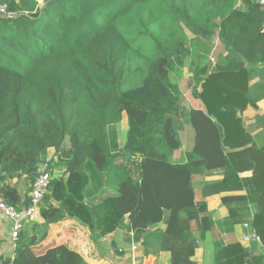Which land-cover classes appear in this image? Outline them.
Masks as SVG:
<instances>
[{
	"label": "trees",
	"instance_id": "16d2710c",
	"mask_svg": "<svg viewBox=\"0 0 264 264\" xmlns=\"http://www.w3.org/2000/svg\"><path fill=\"white\" fill-rule=\"evenodd\" d=\"M0 6L6 7L0 11V194L16 207L28 205L46 161L53 175L40 205L44 222L31 220L2 264H89L65 243L37 251L49 228L67 219L84 224L95 242L118 228L135 242L154 234L172 264H198L190 218L200 216L203 229L205 198L236 191L245 193L225 195L222 203L234 223L252 215L262 253L251 255L234 241L216 249L214 264H262L264 143H256L242 113L264 98L263 82L250 86L264 68L263 3L0 0ZM181 24L202 38L217 33L227 52L217 63H194L186 103L172 82L173 55L187 43ZM123 27L139 29L156 47L144 56L143 83L127 90L125 72L136 49ZM198 86L213 87L225 102L205 109ZM124 113L128 129L120 147L113 128ZM187 124L193 146L186 163H174ZM50 149L55 155L47 159ZM219 168L223 178L201 182L197 198L193 176ZM23 177V187L12 182Z\"/></svg>",
	"mask_w": 264,
	"mask_h": 264
},
{
	"label": "crops",
	"instance_id": "0c3cea01",
	"mask_svg": "<svg viewBox=\"0 0 264 264\" xmlns=\"http://www.w3.org/2000/svg\"><path fill=\"white\" fill-rule=\"evenodd\" d=\"M225 50V49H224ZM221 51L220 53H222ZM223 55H226V50ZM219 54H217L218 56ZM193 73L188 72V92L190 91L189 80ZM261 82L264 83V68H261L258 73L250 80V86L254 87ZM196 85V83H194ZM204 95V108L212 110L214 107L222 105L225 100L211 86H206L202 89L198 86ZM188 101V97H187ZM186 101V102H187ZM258 109L248 105L242 113L245 125L252 132L255 141L258 145L264 143V98L258 102ZM181 137L184 141V147L175 151L172 156V161L178 164L187 162V148L193 146L194 132L191 125L187 124L181 132ZM120 142V141H119ZM124 139L120 146L124 145ZM54 149L48 150L47 159ZM54 156V155H53ZM57 172H61L60 168H56ZM251 175V172L242 174ZM224 176V170L219 168L210 171L206 174H197L193 176L194 182L197 184V198H201V182H212L221 180ZM13 183L20 185L24 184L22 179H13ZM21 187V186H20ZM24 192V190H23ZM245 193V191L223 192L213 194L205 198L209 216L204 223L203 229L199 228V216L190 218L192 224V232L197 242L195 252V260L198 264H214V256L216 249L226 243L240 241L251 255L259 256L262 253V244L257 243V247L253 248L252 243L244 241V236L249 233V229L244 227V223L250 222L251 217H245L241 223H234L230 218L228 209L222 203V197L230 194ZM33 220L43 223L44 219L41 216L40 210L35 215ZM165 225H160L158 229H164ZM157 227L152 228L156 230ZM51 243H65L71 248L80 252L89 262V264H172V257L169 251L161 250V242L159 236L148 235L140 242H135L133 234L125 228H118L112 233L102 236L98 242H95L91 237L90 230L79 221L67 219L59 224L49 228V236L45 242H42L37 248V251ZM136 245V249L132 252L131 247ZM119 249H123L120 252ZM13 256V247L11 245L10 231L5 218L0 215V264L5 258ZM264 264V260L262 262Z\"/></svg>",
	"mask_w": 264,
	"mask_h": 264
},
{
	"label": "rangeland",
	"instance_id": "374dc122",
	"mask_svg": "<svg viewBox=\"0 0 264 264\" xmlns=\"http://www.w3.org/2000/svg\"><path fill=\"white\" fill-rule=\"evenodd\" d=\"M162 0H157L161 2ZM183 26V24H181ZM152 27L151 29H154ZM183 28H185L183 26ZM123 31L134 38L135 51L131 55L129 66L125 72V81L123 84V89L127 90L129 88L140 86L143 83V78L146 73V61L144 56L156 54V47L154 43L144 35H141L140 30L135 27H123ZM185 39L187 41L186 48L183 54L175 53L173 55V61L175 68L172 70V82L176 84L181 91V102L186 103L188 94V72L194 66V63L198 65H203L208 63L209 60L214 58V62H219V57L224 53V44L221 42L217 33H215L211 38H202L196 36L187 28H185ZM223 51L222 53H220ZM217 54H219L217 56ZM202 60L200 62V58ZM199 62V63H198ZM128 129V118L127 114L124 113L123 119L120 123L115 125L113 131L115 132V139L118 145L126 140ZM120 141V142H119ZM121 147V146H120ZM55 155V151H52L49 155L50 158ZM57 174V170L54 172ZM21 187L24 184L19 185Z\"/></svg>",
	"mask_w": 264,
	"mask_h": 264
},
{
	"label": "built area",
	"instance_id": "2783aa9c",
	"mask_svg": "<svg viewBox=\"0 0 264 264\" xmlns=\"http://www.w3.org/2000/svg\"><path fill=\"white\" fill-rule=\"evenodd\" d=\"M264 4V0H259ZM0 11L6 13V7L0 6ZM214 61V58L211 59ZM53 178L52 172L50 170L48 161H46L40 168L35 182L29 192L30 203L22 207H16L9 204L0 194V215L3 216L8 223L10 231L11 245L13 249L17 245V241L20 236L22 229L35 217V215L40 210V205L48 192L51 179ZM244 227L249 229V233L244 236V241L247 243L258 242L260 244L261 240L256 232V229L250 222L244 223ZM136 249V245L131 247L132 252ZM123 252V249H119Z\"/></svg>",
	"mask_w": 264,
	"mask_h": 264
}]
</instances>
